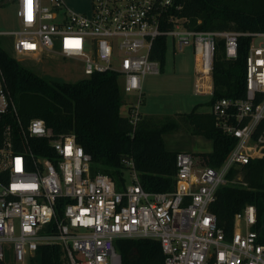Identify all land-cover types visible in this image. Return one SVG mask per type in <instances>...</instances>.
<instances>
[{"label": "built area", "instance_id": "built-area-1", "mask_svg": "<svg viewBox=\"0 0 264 264\" xmlns=\"http://www.w3.org/2000/svg\"><path fill=\"white\" fill-rule=\"evenodd\" d=\"M173 5L92 0L90 12H77L63 0H17L21 28L0 32L14 37L15 58L56 55L80 61L86 76L119 73L124 92L137 93L128 114L133 132L142 117L144 79L161 73L160 60L152 58L159 36H169L175 52L192 46L200 94L213 95L221 39L229 59L238 57L241 37L249 47L245 96L211 105L234 148L219 167L198 165L194 154L179 151L170 191L146 190L131 158L123 188L109 174L94 173L92 156L74 133H56L39 117L22 121L0 71V264H35L43 245H59L68 264H122L118 238L158 240L164 264H264L256 205L235 214L230 235L211 210L221 185L247 184L229 178L231 168L264 157V30L192 29L188 18L168 13ZM165 22L172 27L163 29Z\"/></svg>", "mask_w": 264, "mask_h": 264}, {"label": "trees", "instance_id": "trees-1", "mask_svg": "<svg viewBox=\"0 0 264 264\" xmlns=\"http://www.w3.org/2000/svg\"><path fill=\"white\" fill-rule=\"evenodd\" d=\"M168 13L188 18L187 26L196 30H264V0H174ZM171 27L165 22L162 28ZM173 46L167 35L156 39L152 58L160 60L162 71ZM248 47L249 38L241 37L238 57L229 59L224 40L219 41L213 71L214 92L207 105L221 97L245 96ZM0 71L25 124L39 117L56 133H74L77 142L92 156L93 172L109 174L119 189L130 175L127 158L133 160V169L146 190L174 188L179 151L166 148L164 134L184 131L212 139L213 150L199 156L201 165L214 167L222 165L236 144L233 137L217 127L213 114L202 111L199 104L189 112L174 115L142 114L133 132L128 115L121 113L125 92L117 72H95L74 82L49 80L23 65L1 44ZM237 175L247 184L221 185L211 210L217 215L218 225L230 235L235 214L247 204H255L256 227L264 233V157L232 167L229 178ZM116 248L122 264H164V253L156 239L118 238ZM35 264L68 263L59 245H43L38 249Z\"/></svg>", "mask_w": 264, "mask_h": 264}, {"label": "rangeland", "instance_id": "rangeland-1", "mask_svg": "<svg viewBox=\"0 0 264 264\" xmlns=\"http://www.w3.org/2000/svg\"><path fill=\"white\" fill-rule=\"evenodd\" d=\"M17 5L14 0H0V32L13 31L21 28L16 14ZM1 46L13 57L16 56L14 49V37L12 35L0 34ZM172 53V52H171ZM169 53L165 69L159 74H148L144 79V95L140 104L142 114L163 113L175 114L176 112H189L197 104L207 110V102L212 96L198 94L195 91L196 74L194 71V53L192 46L186 47L184 51H177L176 55ZM21 63L34 70L49 80L77 81L87 77L81 62L72 59H63L56 55L37 58L22 57L18 59ZM137 93H125L124 98L137 99ZM128 101V100H127ZM144 101H146L144 103ZM128 103L124 102L121 113L128 115ZM176 134L165 135L167 146L171 148L181 141L172 140ZM195 142L197 138L187 135ZM241 178V175H237ZM235 184V183H233ZM243 184V183H237Z\"/></svg>", "mask_w": 264, "mask_h": 264}, {"label": "crops", "instance_id": "crops-1", "mask_svg": "<svg viewBox=\"0 0 264 264\" xmlns=\"http://www.w3.org/2000/svg\"><path fill=\"white\" fill-rule=\"evenodd\" d=\"M63 1H64L65 5L68 8H70L73 11H77V12H90V10L92 8V0H63ZM14 2L17 5V0H14ZM16 14H17V11H16ZM176 53L177 52H175L174 49H173L171 54L176 55ZM193 53H194V51H193ZM194 71H195V57H194ZM161 72H162V70H161ZM198 94H200V93H198ZM202 95H209V94H202ZM134 100L133 99L129 100V98L125 99V102L128 103V105H127L128 112H129V109L131 108V106L135 102H137V101H134ZM145 102L146 101H144V103ZM207 106H208L207 110L204 107H202V106L200 107V109L202 111H207V112L211 113V105H207ZM176 113H180V112H176ZM150 114L157 115L156 113H147V112L144 115H150ZM159 115H165V114L159 113ZM168 115H174V114H168ZM125 116H127V115H125ZM168 134H176V136H174L172 138V140L181 141L183 143H179L178 145L174 146L175 142H173L171 148H169L167 146V143H166V140H165V135H167V134H164L163 137H164L166 148L168 150H171V151H183V150H185V151L191 152L192 154H194L198 165H201L200 164L199 153L211 152L213 150V140L209 139V138H207V137H205L203 135H195V134L184 132V131L175 132V133H168ZM187 135L194 136L197 139L195 140V142L192 141V143H190L191 140L189 139V137H187Z\"/></svg>", "mask_w": 264, "mask_h": 264}]
</instances>
